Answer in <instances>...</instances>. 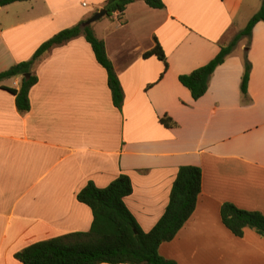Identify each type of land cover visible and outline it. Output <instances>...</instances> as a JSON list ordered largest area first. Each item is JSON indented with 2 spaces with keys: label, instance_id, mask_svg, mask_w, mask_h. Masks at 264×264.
Here are the masks:
<instances>
[{
  "label": "crops",
  "instance_id": "1",
  "mask_svg": "<svg viewBox=\"0 0 264 264\" xmlns=\"http://www.w3.org/2000/svg\"><path fill=\"white\" fill-rule=\"evenodd\" d=\"M108 0H29L0 8V73L31 60L62 30L87 21ZM136 0L92 28L104 41L123 92L117 109L106 70L80 36L34 66L31 109L17 110L0 88V264L38 242L87 233L91 209L77 200L92 182L107 188L121 174L133 193L125 204L150 232L164 215L179 169L202 170L197 208L160 254L177 264H264V237H235L223 224L230 203L264 215V22L243 39L195 101L179 81L209 64L245 29L257 5L246 0ZM245 8V7H244ZM168 68L156 56V43ZM251 63L247 95L241 90ZM22 78L1 85L19 89ZM0 85V86H1ZM175 122L166 128L160 120Z\"/></svg>",
  "mask_w": 264,
  "mask_h": 264
},
{
  "label": "trees",
  "instance_id": "2",
  "mask_svg": "<svg viewBox=\"0 0 264 264\" xmlns=\"http://www.w3.org/2000/svg\"><path fill=\"white\" fill-rule=\"evenodd\" d=\"M29 0H0V8L17 2ZM136 0H108L104 9L107 16L123 14ZM152 9H164L162 0H144ZM264 22V0L261 9L250 19L244 30L239 32L231 43L223 46L219 54L206 66L191 74L182 75L180 83L187 88L195 101L201 99L209 89V83L215 70L233 53L239 43L251 39L255 26ZM77 26L60 31L45 41L29 61L18 63L0 73V85L9 79L21 77L19 89L1 85L0 88L15 97L17 110L27 113L31 109L30 92L38 83L33 73L35 64L53 48L62 46L80 36L91 45L97 62L106 70L108 86L114 106L121 110L124 92L109 59L104 41L98 39L92 26ZM156 56L168 68L165 53L156 43V47L146 54V58ZM251 63L245 59L241 90L247 95L251 74ZM30 74L27 78L26 75ZM166 128L176 126L169 117L160 120ZM202 192V170L198 167L184 166L179 169L173 184L170 201L164 215L148 233L144 232L125 204V198L131 196L133 187L128 176L121 174L105 189L97 188L90 182L77 195V200L88 206L93 214V223L89 232L74 233L60 238L38 242L18 252L15 257L21 264H177L160 254L162 244L173 241L194 214ZM224 226L238 238H242L246 229L255 231L264 237V215L260 212L242 210L226 203L221 208Z\"/></svg>",
  "mask_w": 264,
  "mask_h": 264
},
{
  "label": "water",
  "instance_id": "3",
  "mask_svg": "<svg viewBox=\"0 0 264 264\" xmlns=\"http://www.w3.org/2000/svg\"><path fill=\"white\" fill-rule=\"evenodd\" d=\"M108 12L105 9H102L100 11H98L97 13H95L91 18H89L83 25L82 27H88V26H92L94 23L98 22L99 20H101L103 17L107 16ZM27 78L30 77V74L26 75Z\"/></svg>",
  "mask_w": 264,
  "mask_h": 264
},
{
  "label": "rangeland",
  "instance_id": "4",
  "mask_svg": "<svg viewBox=\"0 0 264 264\" xmlns=\"http://www.w3.org/2000/svg\"><path fill=\"white\" fill-rule=\"evenodd\" d=\"M245 2H246V3H244V7H245V8L243 7V10H244V11H247L248 8H252L254 4L257 5V10L259 11V10L261 9V6H262V2H263V0H246ZM258 11H257V12H258ZM257 12H256V13H257ZM256 13H255V14H256ZM84 22H86V21H84ZM96 23H98V22H96ZM79 24H80V23H79ZM77 25H78V24H77ZM77 25H76V26H77Z\"/></svg>",
  "mask_w": 264,
  "mask_h": 264
}]
</instances>
